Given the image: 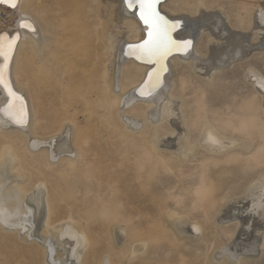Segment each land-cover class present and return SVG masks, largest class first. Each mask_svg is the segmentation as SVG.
Instances as JSON below:
<instances>
[{"label":"bare ground","instance_id":"6f19581e","mask_svg":"<svg viewBox=\"0 0 264 264\" xmlns=\"http://www.w3.org/2000/svg\"><path fill=\"white\" fill-rule=\"evenodd\" d=\"M60 1L17 0V7L12 9L13 23L0 28V34H7L9 38L19 33L7 76L13 90L23 97L27 111L26 124L15 123L0 111V231L26 233L28 239H37L42 232L44 236L51 233L50 238L41 239L49 264H87L93 245L92 231L88 228L90 222L93 223L92 214L90 221L88 217L87 220L74 214L56 220L58 208L55 209L53 201L56 191L50 180L56 182L60 201H64L62 180L65 175L74 178L70 186L73 182L72 188H77L86 204L95 189L89 172L84 179L81 173L73 176L86 167L87 153L92 150L85 131L79 135L75 113H94L92 120L97 122V135L107 139L105 143L109 150L122 147L130 150L122 152L124 157L135 154V163L141 171L138 179L141 193L149 191L148 182L159 168L171 172L179 170L173 155L160 152L164 145L177 152L179 159L192 156L200 145L213 151L234 145L236 140L225 137L211 122L203 125L197 139L189 141L190 126L185 119L183 99L174 90L172 71L188 61L190 69L208 77L246 56L248 51L264 49V0L262 4H256V14L249 26L251 30L246 34L231 31L225 18L210 11L206 0H160L157 4L160 14L179 24L172 37L192 41L187 51L174 50L167 55L162 70L156 63L128 54V45L139 44L147 38L148 27L140 20L138 8L129 9L126 0H73V14L62 16L57 24L45 15L59 9ZM21 19L29 20L35 31L20 27ZM204 32L208 39L206 54L202 56L194 42ZM66 62L76 66L78 81L75 87L70 75L66 76ZM154 70H160L159 84L150 95H141L140 89ZM250 72L253 74L249 78H253L251 81L260 96L258 106L264 108V74L254 69ZM31 83L37 84V92L44 93V106L56 103L60 108L65 107L60 114L61 124L54 131H47L44 126L49 120L48 115L37 108L34 91L29 86ZM51 89L60 93V102L59 99L50 102ZM8 100L6 89L0 86V109L6 107ZM255 106L250 105L246 112L229 119L226 127L241 134H264V116ZM198 108L202 109L203 104ZM164 125L168 127L166 132L161 131ZM82 145L88 146V150H83ZM96 147L98 149V144ZM252 156L256 164L264 160V143ZM223 170L217 172L219 186L229 174L228 170ZM199 181L192 194L194 208H203L205 212L213 183L208 175ZM113 182L110 185L116 188ZM245 194L247 206L241 214L233 213L238 208L233 203L243 202L244 198H233L224 209L220 220L239 218L242 226L238 234L231 235L235 238L228 245L220 241L212 247V264H223L226 258L240 262L242 256L258 254L264 248V172L246 188ZM92 204L99 205L98 215L111 222L115 252L127 262L146 255L148 241H130V224L119 217L115 208L108 207L104 200ZM168 216L180 234L202 238L205 218L189 219L171 210ZM241 235H247L249 240L241 239ZM54 252L55 255L62 253V259H55ZM99 264H115L114 252L103 253Z\"/></svg>","mask_w":264,"mask_h":264},{"label":"rangeland","instance_id":"374dc122","mask_svg":"<svg viewBox=\"0 0 264 264\" xmlns=\"http://www.w3.org/2000/svg\"><path fill=\"white\" fill-rule=\"evenodd\" d=\"M71 2L73 0H61L60 8L57 7L54 11L47 13L45 17L51 18L49 20L52 21L55 20L58 24V19L62 16L73 14L74 7ZM206 2L208 8L211 7L210 11L213 14L225 18L231 31L246 34L251 30L249 28L256 14V4H262L263 0H206ZM207 39L208 35L204 32L194 42V47H197L202 56L207 51ZM187 62L184 61L176 66L172 71V78L176 94L183 99L185 119L190 126L189 141L197 139L203 125L206 122H211L221 134L235 139L236 142L229 146L230 148L227 146L221 148L222 150L216 149L215 151L200 145L195 154L181 159L178 155L176 156L177 152L171 147L164 145L160 148V152L168 156L173 155L179 165V170L171 172L162 171L163 169L159 168L148 182L149 191L142 192V194L138 186L141 171L135 163V154L127 155L125 158L122 152L127 148H111L109 150L107 142L105 143L107 139L97 135V122L92 120L94 113L89 111L75 113L74 118L77 119L79 135L81 131H85L93 151L87 153L86 167L73 176L81 173V178L84 179L86 172H89L95 189L86 204L77 188H72L73 182L70 186V182L74 178L65 175L62 180L64 201H60L56 194V182L50 180L54 192L56 191L53 193L55 209L58 208L57 212L55 210L56 220L70 214L80 218L87 219L88 217V221L93 218L91 219L93 223L90 222L88 225L92 231L93 245L87 257V264H99L100 257L105 252H114L115 264H212V247L220 241L224 242L223 245H228L235 238H231V235L240 232L242 224L239 218L220 219L224 209L231 204L233 198H244L243 202L238 203L237 200L233 203V206L238 207L233 210V213L241 214L245 210L247 206L246 188L259 178L260 173L264 172V160L260 164H256L252 156L257 150H260L264 143V134L262 132L241 134L234 128L226 127L225 124L229 119L232 120L246 112L250 105H256L259 114L264 116V108L258 106L260 96L251 81L253 78L251 80L249 78V75L253 74L250 72L253 69L264 74V49L248 51L246 56L216 70L212 75L213 78L212 76L205 77L196 70L190 69ZM66 63L68 68L66 76L70 75V81L75 87L78 81L76 66L71 62ZM73 69L76 73L73 72ZM29 86L34 91L37 108L40 112L48 115L49 120L44 122L46 123L44 126L48 129L46 130L54 131L61 124L60 114L65 107L60 108L56 103L51 105L46 103L44 106V93L36 91L37 84L31 83ZM53 90L50 91L52 92L50 102L56 101L60 96L57 90ZM201 104H203V108L199 109ZM167 130L168 127L165 125L161 128L162 132ZM103 140L104 144L101 143ZM78 143L82 144L81 136H79ZM82 146L85 147L83 150H88V146ZM105 146L108 149L106 152ZM103 148L104 151H102ZM127 150L130 152L129 149ZM205 161L208 163L203 165ZM222 170H228L229 174L225 175V182L219 186L217 172ZM206 175L209 176L214 189L212 188L207 209L204 212L203 208H194L195 200L192 194L193 189L200 183L199 180L205 178ZM112 182L116 188L111 187ZM184 188L187 189L186 192L183 191ZM98 196H100L99 200ZM139 196L141 197L139 198ZM102 200L108 207L115 208L121 219L129 222L132 230L130 241L139 239L148 241L146 255L143 254V256L127 262L121 254L115 252L110 234L111 222L98 215L99 205L92 204L96 201L102 203ZM170 210L189 219L205 218L202 238L193 239L187 233L180 234L168 216ZM94 219H97L96 222L93 221ZM51 235L49 233L44 236V232H42L37 239H28L26 233L0 231V264H49L46 261V253L41 245V239L50 238ZM240 238L245 241L249 240L247 235H241ZM55 254L54 252L55 259H62V253ZM225 260L222 262L223 264H264V248L258 254L242 256L240 262H235L230 258Z\"/></svg>","mask_w":264,"mask_h":264},{"label":"snow or ice","instance_id":"6c2138e0","mask_svg":"<svg viewBox=\"0 0 264 264\" xmlns=\"http://www.w3.org/2000/svg\"><path fill=\"white\" fill-rule=\"evenodd\" d=\"M0 2L8 3L12 8L17 7V0H0ZM159 2L160 0H126L129 9H139V18L148 27L147 39L139 44L128 45V54L135 55L137 59H146L150 63H156L161 66L162 70L164 69L163 60L167 55L174 50L187 51L191 47L192 41H180L172 37V32L179 24L168 21L160 14L157 10ZM20 27L35 31L34 25L26 19H21ZM18 39L19 33L11 38L7 37V34H0V57L3 58V63L0 64V86L6 89L9 97L6 107L0 111H3L15 123L26 124L27 111L23 97L13 90L7 76V67ZM159 82L160 70H154L148 74V80L140 89V94L150 95Z\"/></svg>","mask_w":264,"mask_h":264},{"label":"built area","instance_id":"2783aa9c","mask_svg":"<svg viewBox=\"0 0 264 264\" xmlns=\"http://www.w3.org/2000/svg\"><path fill=\"white\" fill-rule=\"evenodd\" d=\"M12 7L0 2V28L13 23Z\"/></svg>","mask_w":264,"mask_h":264},{"label":"water","instance_id":"95a60500","mask_svg":"<svg viewBox=\"0 0 264 264\" xmlns=\"http://www.w3.org/2000/svg\"><path fill=\"white\" fill-rule=\"evenodd\" d=\"M169 21H171V22H174V23H177V21H173V20H169ZM176 30H174L173 32H172V34L175 32ZM147 39V38H146ZM182 41H187V40H182ZM127 49H128V47H127ZM166 70H167V68H166Z\"/></svg>","mask_w":264,"mask_h":264}]
</instances>
